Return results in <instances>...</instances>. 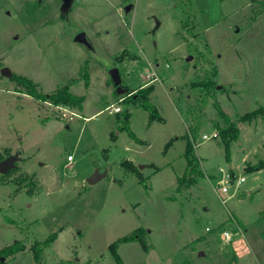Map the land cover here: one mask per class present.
I'll list each match as a JSON object with an SVG mask.
<instances>
[{"label": "rangeland", "instance_id": "rangeland-1", "mask_svg": "<svg viewBox=\"0 0 264 264\" xmlns=\"http://www.w3.org/2000/svg\"><path fill=\"white\" fill-rule=\"evenodd\" d=\"M13 77L42 96L69 88L83 110ZM206 80L215 86H195ZM148 88L162 121L138 104ZM261 108L264 0H73L65 13L61 0H0V162L15 158L0 174V264H35L32 244L52 234L46 264H118L111 246L137 230L123 264H264V170L247 172L264 160V115L240 122ZM219 110L240 130L230 159L220 136L203 138L224 126ZM189 141L202 176L177 193ZM96 171L106 175L89 185ZM16 241L26 250L4 257Z\"/></svg>", "mask_w": 264, "mask_h": 264}, {"label": "trees", "instance_id": "trees-1", "mask_svg": "<svg viewBox=\"0 0 264 264\" xmlns=\"http://www.w3.org/2000/svg\"><path fill=\"white\" fill-rule=\"evenodd\" d=\"M187 9L190 10L192 5L190 3L186 2ZM186 20L184 23H182V30L183 32L188 35H192L193 31L195 29L194 19L192 18L191 12H186ZM216 76V73L213 75V77ZM13 80H17L18 83L24 87L27 90V94L32 96L33 98L37 100H49L52 101L55 104H63L67 106H71L73 108H76L79 111L83 110L85 98L76 96L73 93L70 92L69 88H63L58 91H56L53 94L42 96L40 95L34 84L29 81L26 78H20V77H13ZM88 80V78H87ZM197 87L207 88L210 90L212 87L215 86V83L213 80H206L203 82H199L195 84ZM153 91V88H148L140 91L139 94V101L138 104L146 110L150 115V121H162V117L158 113V109L152 102L151 93ZM219 117L223 120L224 126H221L220 123H216L215 128L217 130V133L221 137L222 143L225 146L227 158L230 159V150L232 143L235 141H238L240 136V130L239 128L231 122V119L228 115H226L221 110L218 111ZM264 115V108H261L257 111H254L252 113L246 114L243 117L240 118V122L243 123H252L254 120L259 119ZM130 114H124L121 121L123 124V129L127 130L130 134V136L137 142H140V140L131 132L130 130ZM185 158L187 161V168L184 173V175L178 179V185H177V193H181L183 189L190 188L197 184L198 178L202 176L201 171H199V160L196 158L194 154V146L191 141H189L186 152H185ZM2 160V159H0ZM124 165H128L130 168H132L133 171H137L138 169L130 164L129 162H124ZM13 169L9 170L11 172ZM264 170V160L259 161L256 165H252L250 167H247V172H258ZM8 172V173H9ZM7 173V174H8ZM6 175V174H5ZM145 184L144 181H141ZM264 215V213H263ZM8 222L15 223L14 221L8 219ZM143 230H137L130 236H127L116 243H114L111 248L110 252L112 254V257L118 264H123V261L121 260L119 254H118V248L123 243H130L135 241H141V234L143 233ZM57 239L56 234H52L46 241L39 242L35 241L32 244V252H33V258L35 261V264H46L47 260V254L46 251L48 248H50L54 242ZM27 248V243L25 241H16L11 246L5 248L1 253L6 258H15L18 254L23 253ZM59 264H77L70 261H59Z\"/></svg>", "mask_w": 264, "mask_h": 264}, {"label": "water", "instance_id": "water-1", "mask_svg": "<svg viewBox=\"0 0 264 264\" xmlns=\"http://www.w3.org/2000/svg\"><path fill=\"white\" fill-rule=\"evenodd\" d=\"M62 2V12L65 13L67 12L73 3V0H61ZM132 7H128L126 9V12H129L130 9ZM159 26V24H157V27ZM79 41H83L84 40V36L81 35L78 37ZM2 74L6 77L11 78L12 77V72L8 69V68H4L2 70ZM111 76L115 82L116 85H120L121 84V77L119 74V71L114 69L111 71ZM14 162H15V158L14 157H10L7 160H5L4 162H0V174H7L9 172V170L14 168ZM106 174L101 175L99 171H96V173L88 179V183L89 185H95L99 180H101L102 178L105 177ZM4 262V258H2L1 263L3 264Z\"/></svg>", "mask_w": 264, "mask_h": 264}, {"label": "built area", "instance_id": "built-area-1", "mask_svg": "<svg viewBox=\"0 0 264 264\" xmlns=\"http://www.w3.org/2000/svg\"><path fill=\"white\" fill-rule=\"evenodd\" d=\"M104 112H108L109 115H118V114H120L122 112V108L120 106H117V105H111V106L107 107ZM218 136H219V134L217 132H215L213 134V136H204L203 138L205 140H209V139H212V138H215V137H218ZM68 161L72 162L73 161V157L69 156L68 157ZM244 182H245L244 178H241V179L237 180L236 181V189L239 188V186L242 183H244ZM230 189L231 188H230L229 184L227 185L225 183H222V187H221V193L222 194H225V195L229 194L230 193ZM232 195H234V194H232ZM223 238H224L225 243L229 244L233 240V235L230 232L225 231L223 233Z\"/></svg>", "mask_w": 264, "mask_h": 264}]
</instances>
